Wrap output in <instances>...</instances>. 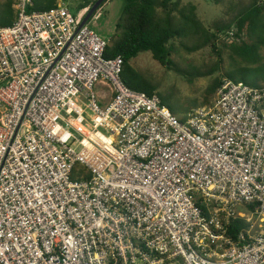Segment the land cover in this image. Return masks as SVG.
<instances>
[{
    "label": "built area",
    "instance_id": "2783aa9c",
    "mask_svg": "<svg viewBox=\"0 0 264 264\" xmlns=\"http://www.w3.org/2000/svg\"><path fill=\"white\" fill-rule=\"evenodd\" d=\"M31 4L0 25V264H264V87L181 120L87 10Z\"/></svg>",
    "mask_w": 264,
    "mask_h": 264
},
{
    "label": "trees",
    "instance_id": "16d2710c",
    "mask_svg": "<svg viewBox=\"0 0 264 264\" xmlns=\"http://www.w3.org/2000/svg\"><path fill=\"white\" fill-rule=\"evenodd\" d=\"M31 1L32 4L27 8L29 13L49 11L57 6L59 0ZM96 1L83 0L75 12L92 8ZM209 1L215 5L225 3V0ZM244 1L231 0L229 11L234 15L228 21H218L207 27L198 16L197 6L185 5L184 0H126L123 18L116 27V35L107 48L106 57H122L124 82L131 89L152 96L156 94L157 86L132 66L133 60L143 53H151L155 61L172 69L173 56L177 48L182 47L188 53L210 48L222 62L219 42L222 40L221 35L225 34L232 40L229 46L232 51L230 58L234 61L240 59L244 66L231 71L216 66L217 71L223 72L212 83L211 96L217 93L225 79L264 87V59L261 53L264 47V0H248L247 5L243 4ZM15 5L16 0H3L0 4L1 26L15 24ZM162 103L167 106L163 99ZM237 224L238 229L245 227L241 221Z\"/></svg>",
    "mask_w": 264,
    "mask_h": 264
},
{
    "label": "rangeland",
    "instance_id": "374dc122",
    "mask_svg": "<svg viewBox=\"0 0 264 264\" xmlns=\"http://www.w3.org/2000/svg\"><path fill=\"white\" fill-rule=\"evenodd\" d=\"M0 4L3 0H0ZM83 0H66L71 11L77 15L90 8L75 12ZM231 0H225L224 4L215 5L209 0H184V4L197 6V13L200 20L207 27L218 21H228L233 12L229 11ZM248 4V0L243 2ZM126 0H109L90 20L89 26L104 40L111 42L116 35V27L123 18ZM16 11V9H15ZM16 11V15H17ZM219 49L222 55V62L215 56L210 48H205L196 53H188L182 47L177 48L173 56L174 68L161 65L153 59L151 53H143L132 61V66L139 71L153 85L157 86L156 94L164 100L166 107L177 117L187 118L193 111L209 107L216 100L217 93L211 96V87L214 80L223 71L215 68L222 67L224 71H231L234 68L244 66V63L237 59L230 58L232 53L230 44L232 40L225 34L221 35ZM264 59V47L261 49ZM221 63V64H219ZM221 70V69H220ZM214 73V74H212Z\"/></svg>",
    "mask_w": 264,
    "mask_h": 264
},
{
    "label": "water",
    "instance_id": "95a60500",
    "mask_svg": "<svg viewBox=\"0 0 264 264\" xmlns=\"http://www.w3.org/2000/svg\"><path fill=\"white\" fill-rule=\"evenodd\" d=\"M106 0H97L92 8H90L81 24V28L90 22L92 17L100 10V7Z\"/></svg>",
    "mask_w": 264,
    "mask_h": 264
}]
</instances>
